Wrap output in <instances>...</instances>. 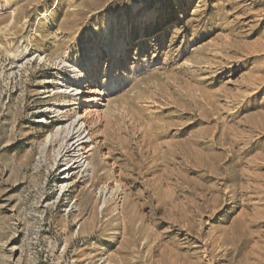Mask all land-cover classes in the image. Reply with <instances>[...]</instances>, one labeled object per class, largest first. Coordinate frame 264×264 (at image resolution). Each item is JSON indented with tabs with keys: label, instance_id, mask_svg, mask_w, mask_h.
I'll return each instance as SVG.
<instances>
[{
	"label": "rangeland",
	"instance_id": "374dc122",
	"mask_svg": "<svg viewBox=\"0 0 264 264\" xmlns=\"http://www.w3.org/2000/svg\"><path fill=\"white\" fill-rule=\"evenodd\" d=\"M0 264H264V0H0Z\"/></svg>",
	"mask_w": 264,
	"mask_h": 264
},
{
	"label": "bare ground",
	"instance_id": "6f19581e",
	"mask_svg": "<svg viewBox=\"0 0 264 264\" xmlns=\"http://www.w3.org/2000/svg\"><path fill=\"white\" fill-rule=\"evenodd\" d=\"M64 61L61 60L60 62L55 61L52 63V66L55 69V72L53 73L57 74L60 72V70H64V68L67 66ZM86 80H88V78ZM47 82H51V80L49 79L47 80ZM57 84L58 85L55 88L58 91L53 93L52 90L48 89L45 91V93H48L44 95V97L48 98L55 95H70L72 100V102H69L70 105L75 102L74 100L76 99V96L83 92L81 88L74 87V85L72 84L68 86V82L60 81L57 82ZM44 111L54 113V118L50 119L51 122H59L56 129L52 133H50L51 137L49 146L55 150L54 158L58 160V167L56 169L52 168L53 172L59 169V167L63 166L61 172L62 175L59 176V179L60 177H63V180L58 181L61 182L62 191L65 193V191H70L71 189V187L67 188L68 184L66 183V179H68L67 177H69V173L71 170L79 168V170L84 169V171H87L88 166L91 165L93 174L90 179L95 178L97 175V168L94 165V162H87V160L90 158L87 153L91 150V148H87L85 146V143H87L88 141V134H86L88 129L86 122L87 114L85 112H82L79 119L78 117H69L68 114H63V112H61L57 108L53 109L51 107L50 109L47 108ZM50 117H52V115H50ZM38 121H44V119H39ZM108 156L109 154L105 152L103 157L107 158ZM76 201L79 213H81L84 210V201L81 198H77ZM92 213H95L94 207L92 209ZM80 228L82 232H84L86 229L85 225H82Z\"/></svg>",
	"mask_w": 264,
	"mask_h": 264
}]
</instances>
